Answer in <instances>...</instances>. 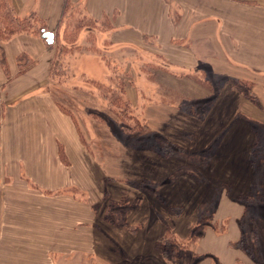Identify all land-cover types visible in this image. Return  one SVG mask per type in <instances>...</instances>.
Instances as JSON below:
<instances>
[{"label": "crops", "instance_id": "1", "mask_svg": "<svg viewBox=\"0 0 264 264\" xmlns=\"http://www.w3.org/2000/svg\"><path fill=\"white\" fill-rule=\"evenodd\" d=\"M66 1L11 0V4L21 18L39 14L52 27L48 30L55 32ZM70 3L83 5L91 18L119 29L113 38L116 44L143 49L152 46L156 54L170 58L172 65L189 70L201 66L223 82L224 88L208 121L192 135L183 136L185 129L161 132L185 149V159L167 161L138 154L137 172L133 174L149 179L154 192L130 190L117 181L129 177L126 152L121 154V161L117 160L120 157L109 155L111 159L104 160L90 154L73 120L49 94L53 56L44 48L45 40H34L28 48L24 45L25 51L16 57L14 74L6 62L7 44L0 46L4 78L0 85V244L5 232L13 237L9 244H19L18 239L21 244H157L167 228L176 236L187 237L200 211L207 209L205 214L220 224L228 221L229 229L216 234L210 228L201 241L203 254L212 255L209 259L220 264H234L240 255L229 244L240 235L238 221L243 206L239 198L252 191L261 193L264 175V170L255 168L251 161L256 145L264 153V0ZM147 40L153 44L146 45ZM34 44L43 46L38 55L31 52ZM22 54L31 62L20 74L18 58ZM22 79L29 82L19 83ZM21 84L25 87H18ZM243 88H250L252 97ZM189 91H193L189 97L199 101L210 96L200 86L192 85ZM153 112L161 119L177 115L171 109L168 116ZM208 150L214 156L202 165L199 154ZM64 152L68 162L63 159ZM193 171L197 173L194 176ZM82 192L93 202L95 211L93 207L83 211L81 205L67 209V202L70 205L80 200ZM130 192L138 195L139 205L128 214V225L138 228V235L103 223L104 213H98L97 208L105 205L107 194L121 200ZM66 193L71 196H63Z\"/></svg>", "mask_w": 264, "mask_h": 264}, {"label": "rangeland", "instance_id": "2", "mask_svg": "<svg viewBox=\"0 0 264 264\" xmlns=\"http://www.w3.org/2000/svg\"><path fill=\"white\" fill-rule=\"evenodd\" d=\"M8 1L12 6L11 0ZM82 6L76 9L79 16L69 13L65 16V22H71L77 28L79 26L78 33L72 34L68 41L70 49L58 57L61 45L66 44L63 32L67 28L62 27L61 22L55 27V32L48 30L56 34L55 45L47 46L43 41L44 48L49 49L53 56L50 68L60 58L59 66L53 75L50 74L49 94L73 120L82 144L90 154L94 153L106 160L111 159L109 155L117 159L126 152L124 155H127L128 163L125 167L129 177H119L117 181L130 190L153 193L155 186L149 179H138L133 174L137 172V155L148 154L167 161H183L187 156L185 149L164 138L161 132L166 129L169 132L185 129L187 133L183 136H188L195 129L202 128L203 122H207L213 112L224 84L201 66L189 70L172 65L170 58L156 54L152 46L143 49L116 44L113 38H117L119 29L91 16L88 20L83 18L87 10ZM32 15L41 18L39 14ZM51 28L47 26V29ZM25 36L34 39L29 41ZM37 39L42 40L41 34L19 35L9 44L6 43V62L12 74L16 70L17 55L25 51L24 45L28 48ZM147 42L146 45L153 44ZM43 46L34 44L30 47L31 52L38 55ZM90 68L94 69L93 73H90ZM3 79L0 73V85ZM24 80L19 83L29 82L28 79ZM22 85L18 87L24 88L25 85ZM192 85L209 91V98L199 101L189 97L188 94L193 92L189 91ZM26 89L28 91L29 88ZM168 109L177 115H172V119H161L153 112L158 110L164 116ZM261 143H264L262 136ZM212 153L208 150L199 154L202 165L214 156ZM263 154L256 145L251 153L255 168L259 166L264 170ZM121 158L117 160L121 161ZM63 159L68 162L65 152ZM189 159L193 161L191 157ZM191 174L194 176L197 173L193 171ZM262 178L263 182L259 186L261 193L258 194H264V175ZM256 181L255 176L254 183ZM67 193L63 196H71ZM250 195L255 197V191L239 198L243 206L238 221L240 235L229 244L230 249L240 255L234 264H264V202L258 199L248 201L247 206L245 198ZM137 197L130 192L120 200L114 195L110 198L107 194L106 206L103 204L97 207L98 213H104L103 223L127 228L138 235V228L128 225L127 217L133 208L138 207ZM92 203L88 195L82 192L80 200L70 202V205L67 202L66 207L69 209L81 205L84 211L90 210ZM92 209L96 210L95 207ZM206 210L200 211L201 215L197 223L190 227L187 237L176 236L167 228L163 239L157 244H21L20 239L19 244H9L12 236L5 232L2 235L3 244H0V264H156L155 260L157 264H220L217 259H209L212 255L203 254L201 241L210 228L216 234L228 232L229 222L220 224L212 215L205 214L208 212Z\"/></svg>", "mask_w": 264, "mask_h": 264}, {"label": "trees", "instance_id": "3", "mask_svg": "<svg viewBox=\"0 0 264 264\" xmlns=\"http://www.w3.org/2000/svg\"><path fill=\"white\" fill-rule=\"evenodd\" d=\"M80 7L81 6H74L73 4H71L70 0H67L65 3V7L63 10L60 25H63L62 27H64V28H67L64 30L65 32H63L64 40H65L66 44L61 45V48H60L61 50L59 52L58 57H60L66 49L68 50L71 48L68 46V41L71 39V36L76 35L78 33V30H79V26L77 28L74 26V24H71V22H68V23L65 22L66 21L65 16L68 13L72 16H79L80 14L76 11V9L80 8ZM85 13H84L85 16H83V18H87V20H88L89 15L87 13L86 14ZM79 23L80 22H78V24ZM73 26H74V29H72ZM71 29L73 30V32ZM47 32H49L47 29V25H46L45 21H43L41 18L38 19V17L36 15H32L30 17L22 19V18L18 17V15L15 13L13 7L10 5L8 0H0V46L10 42L14 37L19 36V35H38V34H41V37L43 38L44 33H47ZM54 35H55V41H54L53 45H55V43H56V34H54ZM44 40L47 43V40L46 39H44ZM47 45H48V43H47ZM48 46H50V45H48ZM1 55L3 56V53ZM59 61H60V58H57V60L55 61V64L51 66V68H50V74L51 75H53V73L55 72V70L59 66ZM18 62H19V67H20V74H23L25 72L26 67L30 64L31 58L27 54H22L19 56ZM2 63L4 66H6L4 58H2ZM243 89H244V91L248 90V91H245L246 95L248 97H252L251 92H249L250 88H247V89L243 88ZM59 107L65 114H67L65 112L64 108H62L61 106H59ZM121 116H122V118H124L123 114ZM257 199L264 202V194H256L255 197L252 195L247 196L245 198L246 205L248 206V201H253V200L255 201ZM247 206H246V208H247ZM241 245H243V248H245V249L247 248L244 244H241Z\"/></svg>", "mask_w": 264, "mask_h": 264}, {"label": "water", "instance_id": "4", "mask_svg": "<svg viewBox=\"0 0 264 264\" xmlns=\"http://www.w3.org/2000/svg\"><path fill=\"white\" fill-rule=\"evenodd\" d=\"M43 38L47 40L48 45L52 46L55 41V35L53 33H44Z\"/></svg>", "mask_w": 264, "mask_h": 264}]
</instances>
